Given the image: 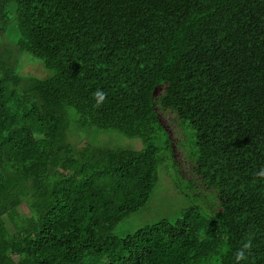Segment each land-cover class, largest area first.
<instances>
[{
  "label": "trees",
  "instance_id": "trees-1",
  "mask_svg": "<svg viewBox=\"0 0 264 264\" xmlns=\"http://www.w3.org/2000/svg\"><path fill=\"white\" fill-rule=\"evenodd\" d=\"M0 38V264H264V0H0ZM157 106L211 201L118 238L173 151ZM71 123L143 146L77 145Z\"/></svg>",
  "mask_w": 264,
  "mask_h": 264
},
{
  "label": "rangeland",
  "instance_id": "rangeland-1",
  "mask_svg": "<svg viewBox=\"0 0 264 264\" xmlns=\"http://www.w3.org/2000/svg\"><path fill=\"white\" fill-rule=\"evenodd\" d=\"M7 25L4 29V35L7 41L15 42L17 38L16 28V14L14 9L9 6L7 8ZM10 39V40H9ZM1 40V38H0ZM10 44V48H12ZM2 47V45H0ZM3 48V47H2ZM1 48V49H2ZM22 74H31L37 76H44L46 72L43 67L37 61H23L20 68ZM163 90V85L157 88V94ZM160 122L168 131L173 151H163L165 162L160 166L159 178L155 185V188L147 201V203L135 212L130 213L124 217L113 229V233L122 238L127 234L133 233L137 229L158 222L161 219H166L169 222L175 221L181 216V212L191 205H198L205 207L209 205L206 197L210 193L202 182L197 178L192 170L193 160L190 156L192 138L186 137V130L177 120L176 115L169 110H162L159 106L156 107ZM76 127L74 123H71L68 131V140L77 145H82L84 141L107 144L110 147L122 146L131 147L134 149H140L143 143L140 138H130L117 131L111 130H79L78 136L71 135L72 129ZM103 137L98 138V135ZM82 138V139H79ZM87 138V139H86ZM172 155V157H171ZM174 162L177 172L180 178L176 175L168 163ZM193 181L195 189H190L187 181ZM190 189V190H189ZM205 195V197L196 195ZM193 195V196H190ZM21 213L28 214V209L25 204H22L19 208ZM214 263V260L210 261ZM207 264V263H206ZM209 264V263H208Z\"/></svg>",
  "mask_w": 264,
  "mask_h": 264
},
{
  "label": "clouds",
  "instance_id": "clouds-1",
  "mask_svg": "<svg viewBox=\"0 0 264 264\" xmlns=\"http://www.w3.org/2000/svg\"><path fill=\"white\" fill-rule=\"evenodd\" d=\"M107 97V93H105L104 91H102L101 89H97L94 93H93V98L96 100V103L94 105V107L99 108L102 106V104L105 102ZM257 175L260 176H264V170H262L260 173H257ZM250 246V242L249 244H245V248H248ZM244 253L243 251L239 252L237 254V260L239 261L241 258H243Z\"/></svg>",
  "mask_w": 264,
  "mask_h": 264
},
{
  "label": "water",
  "instance_id": "water-1",
  "mask_svg": "<svg viewBox=\"0 0 264 264\" xmlns=\"http://www.w3.org/2000/svg\"><path fill=\"white\" fill-rule=\"evenodd\" d=\"M155 92H156V91H154V93H153V94H155Z\"/></svg>",
  "mask_w": 264,
  "mask_h": 264
}]
</instances>
